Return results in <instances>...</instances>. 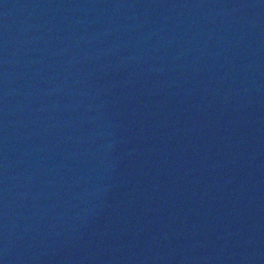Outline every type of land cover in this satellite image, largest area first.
<instances>
[{"label":"water","instance_id":"1","mask_svg":"<svg viewBox=\"0 0 264 264\" xmlns=\"http://www.w3.org/2000/svg\"><path fill=\"white\" fill-rule=\"evenodd\" d=\"M0 264H264V0H0Z\"/></svg>","mask_w":264,"mask_h":264}]
</instances>
